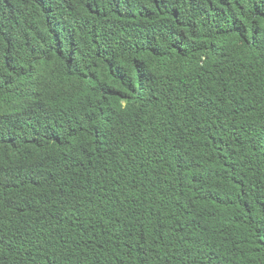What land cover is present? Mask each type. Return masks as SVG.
<instances>
[{"label":"trees","instance_id":"obj_1","mask_svg":"<svg viewBox=\"0 0 264 264\" xmlns=\"http://www.w3.org/2000/svg\"><path fill=\"white\" fill-rule=\"evenodd\" d=\"M0 264H264V0H0Z\"/></svg>","mask_w":264,"mask_h":264}]
</instances>
